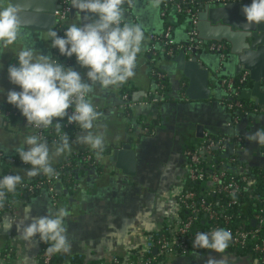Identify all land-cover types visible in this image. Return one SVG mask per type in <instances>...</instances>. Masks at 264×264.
Returning <instances> with one entry per match:
<instances>
[{
	"label": "crops",
	"instance_id": "crops-1",
	"mask_svg": "<svg viewBox=\"0 0 264 264\" xmlns=\"http://www.w3.org/2000/svg\"><path fill=\"white\" fill-rule=\"evenodd\" d=\"M151 2L135 0L136 7L126 11L130 22L140 23L145 28V50L138 57L136 76L116 91L96 88L94 103L103 113L97 123L101 130L107 127V143L102 157L97 158L94 154L90 163L81 162L70 176L56 184L54 195L39 191L14 198L0 220V264H39L41 241L38 237L26 241L20 233L33 218L60 207L68 212L66 224L72 249L69 253H57L55 264H103L115 256L124 261L132 259L138 250L144 249L147 237L172 226L179 217L178 200L188 181L186 152L199 145L205 136L230 138L239 135L244 141L241 160L247 167L261 166L264 162L262 147L246 139L248 134L264 127V114L247 111L240 118L232 117L226 93L218 81L221 76L238 77L229 44L222 57L197 51L200 65L208 71L209 97L187 101L182 92V84H187L182 74L168 59L170 56L156 57L152 53L154 41L150 37H160L169 27L176 48L185 50L191 22L176 17L171 10L169 15L166 12L163 15L164 3L158 0L159 6L151 8ZM138 9L143 10L142 14ZM75 14L68 17L66 26L74 22ZM26 29L32 33L38 50L57 56L55 49L51 48V41L40 39L46 31ZM14 49L18 51L17 46L0 51V89H4L0 94V105L7 103L9 90H20L8 79L7 69L16 63ZM64 66L75 68L86 80V69L76 64L75 57L71 64ZM159 76L166 80L169 91L155 102L153 97L161 83ZM251 87L243 88L241 93ZM245 101L254 104L253 98ZM5 119L0 114V150L18 155L15 148L21 139L16 131L23 136L33 131L20 119L15 125ZM198 128L203 130L202 138L197 137ZM81 134L82 130L77 127L75 134L69 137L72 151L55 158L53 167L61 165L72 154L91 150L76 143ZM5 140L13 143L5 144ZM124 144L134 151L135 167L131 175L116 166L118 161L113 155V150ZM49 145L54 148L55 143ZM29 167L20 161L14 173L23 175L28 181L30 178L21 170L27 171ZM29 205L33 209L30 217L23 212ZM210 262L259 264L251 256L239 257L227 250L221 253L213 249L176 255L169 264Z\"/></svg>",
	"mask_w": 264,
	"mask_h": 264
},
{
	"label": "clouds",
	"instance_id": "clouds-1",
	"mask_svg": "<svg viewBox=\"0 0 264 264\" xmlns=\"http://www.w3.org/2000/svg\"><path fill=\"white\" fill-rule=\"evenodd\" d=\"M70 5L76 10L75 20L63 29V36L49 28L40 39L51 41V48L57 49L60 56L75 57L76 64L86 69V80L75 68L65 67L51 54L36 48L21 16L26 11L40 15L43 8H32L31 0H0V51L18 47V51H13L16 63L11 64L7 72L10 83L20 90H9L6 102L19 110L31 129L54 127L58 136L53 148L33 132L24 136L15 148L23 164L30 166L27 171L21 170L29 178L58 175L53 167L54 159L72 151V142L59 122L65 118L68 125L82 130L76 143L90 148L97 158L102 157L107 127L101 130L97 123L103 113L94 103L96 88L116 91L125 85L136 76L138 57L145 50L144 26L126 18L127 9L136 7L135 0H70ZM158 6V0H152L150 7ZM138 12L142 14L143 10L138 9ZM242 12L249 26L264 24V0H251L243 6ZM3 92L4 89H0V94ZM246 139L264 147V127L248 134ZM24 182V176L19 173L0 175V206L6 202L7 195L14 194L17 186ZM32 211L31 205L23 209L29 217ZM67 216L64 207L49 209L47 214L33 218L24 226L20 235L26 241L38 237L48 245L49 254L69 253L72 240ZM231 239L232 233L227 229L199 232L193 247L222 253Z\"/></svg>",
	"mask_w": 264,
	"mask_h": 264
},
{
	"label": "built area",
	"instance_id": "built-area-1",
	"mask_svg": "<svg viewBox=\"0 0 264 264\" xmlns=\"http://www.w3.org/2000/svg\"><path fill=\"white\" fill-rule=\"evenodd\" d=\"M164 3L163 15L169 10V6L172 7L175 14H185L188 20L191 22L188 32V45L184 51L189 55L192 51H207L212 54L223 56L227 50L224 44L220 42L203 41L198 38L197 29L195 27L198 21V12L194 10L195 5H226L230 2H243L246 0H162ZM59 9L54 13L56 19L55 29H59V34L63 36V26L69 17L70 12V0H57ZM154 41L161 43V51L165 52L167 56L175 55L179 49L176 48L172 38L170 28L167 27L164 34L160 37H150ZM152 45L151 51L154 55L157 54L155 47ZM181 51V50H180ZM57 56L59 54L57 53ZM162 80L163 77H160ZM249 81V74L242 72L238 77L223 78L220 82L224 89L229 101L227 107L231 110H242L243 104L239 100V96L243 87ZM250 82V81H249ZM157 94L153 97V101L157 102L163 95L164 84L159 83L157 85ZM186 89L185 83L182 84V92ZM184 97V96H183ZM185 98V97H184ZM16 107L11 106V110ZM264 111V109H260ZM256 108L252 109L253 113H259ZM19 111L15 110L14 117L21 120L22 124L31 129L27 125L26 120L22 121V116H19ZM10 111L5 112L2 116L6 119L9 118ZM71 114V109H69ZM73 125L65 124L66 128H70ZM48 129H31L43 138V133ZM227 143L233 145V153L227 159L233 161L232 156L236 153H241L244 150V141L239 135L233 137H211L205 136L202 142L195 146L193 149L189 148L186 152L187 163L185 165V171L187 180L191 182L201 183L202 193L204 195L212 194L213 196L220 195H235L240 190V184L234 179L226 180L225 172L223 170H216L214 163L215 159L213 152H217L222 158L227 149ZM262 156L264 158V147H262ZM80 161L83 163H90L92 157L89 154H82L79 156ZM264 163H262L263 165ZM219 166H223V162L217 163ZM261 165V166H262ZM70 164L64 163L56 169L58 175L56 177L43 176L37 179L34 183H23L19 185V195L21 194H33L39 191H46L51 195L55 194V186L60 182L59 174ZM264 167V165H263ZM244 180V179H243ZM179 203L184 207L185 212L188 213L183 219L178 217L172 226L159 231L158 233L147 237L145 247L143 250H138L134 257L130 260L124 261L118 257H112L103 264H169V262L176 255H185L190 250V245L193 244L195 235L199 232H212L215 229H227L232 233V239L229 246L232 248L245 249L249 247L251 241L256 239L260 232L264 231V199L258 204V211L254 219L252 220L253 227H239L231 225V217L224 214L227 211L226 206L219 201L210 202L204 197H198L193 191H185L179 196ZM234 202L229 203V205ZM228 205V206H229ZM4 206H0V211ZM9 209V207H7ZM222 214H224L222 216ZM222 219L219 221L220 216ZM201 222L207 226L206 229L194 228V226ZM252 250L259 254L260 263L264 264V238H261L258 242L252 245ZM155 251V252H154ZM42 264H50L53 254H49L47 251L42 250L40 253Z\"/></svg>",
	"mask_w": 264,
	"mask_h": 264
},
{
	"label": "water",
	"instance_id": "water-1",
	"mask_svg": "<svg viewBox=\"0 0 264 264\" xmlns=\"http://www.w3.org/2000/svg\"><path fill=\"white\" fill-rule=\"evenodd\" d=\"M250 3L251 0L230 2L222 6L201 4L196 29L200 40L229 44L236 75L247 72L252 83L251 90L243 91L240 98L243 100L253 98L254 105L264 109V24L249 26L245 22L242 8ZM31 6L43 8L44 11L40 15L26 11L21 16L25 27L47 32L49 28L56 26L54 13L59 9L57 0H31ZM75 12L76 10L70 7L69 17H73ZM168 59L175 63L177 71L187 83L184 91L185 99L187 101L208 99L209 75L200 65L197 51H192L189 55L181 50ZM202 134L203 130L198 128L197 137L202 138ZM232 150L233 145L227 143L223 157H230ZM113 155L118 161L116 166L125 174L131 175L135 167V156L130 146L124 144L121 148L114 149Z\"/></svg>",
	"mask_w": 264,
	"mask_h": 264
},
{
	"label": "trees",
	"instance_id": "trees-1",
	"mask_svg": "<svg viewBox=\"0 0 264 264\" xmlns=\"http://www.w3.org/2000/svg\"><path fill=\"white\" fill-rule=\"evenodd\" d=\"M160 1L163 2L162 0H160ZM170 10L173 12V9L171 6H169V10L167 11V15L170 14L169 13ZM194 10L199 13V11H200L199 5H195ZM175 15H176V17H181L183 19L188 20V17L185 14H175ZM65 27H66V25L63 26L62 28L64 29ZM195 27H196V25H195ZM56 30L58 32H60L59 29L56 28ZM220 43L224 44L225 47H228V44L226 42H220ZM153 46L155 47L156 52H157L156 57L166 56L165 52L161 51V43L156 42ZM54 53H55V55L57 53L59 54L57 49L54 50ZM54 58L58 59L63 65L66 63L71 64L73 62V57L67 58V57H63V56L59 55V56H55ZM223 78H224V76L219 77L218 81L220 82L221 79H223ZM160 81H161V83H164L163 95L165 97L167 95V92L169 91L168 84H167L165 79L160 80ZM243 87H246V88L249 87L250 88L251 82L248 81ZM239 100L243 104L244 108L242 110H237V109L231 110L232 117L240 118V116L242 114H244V112L252 111V109H254V108H256L257 110L260 111V107L255 106L254 104L250 103L249 101H245V100L241 99L240 96H239ZM228 101H229V99L226 96V102H228ZM11 106L12 105H10L8 103L0 105V114L3 115L5 112L10 111V114H9L10 117L5 119V120L9 121L11 125H15L18 121V118L14 117L13 113L15 112V110H18V109L15 108L14 110H11ZM259 113L264 114V111H260ZM19 116H22L21 113H19ZM23 120H25V118L22 116V121ZM55 122L56 121L54 120V123ZM59 122L64 126L63 131L66 132L67 135L71 138L72 135L75 134L78 126L73 125L70 128H66L65 124L67 122V118H65L64 120H60ZM43 138L46 139L49 144L56 143L58 140V136H57V133H56L54 127L50 128L47 132H44ZM194 147L195 146H192L191 148L193 149ZM82 154H89L92 157V161L94 160V152L92 150L81 151V152H77L75 154L70 155L69 157H67V159H65L62 162V164L68 162L70 164V166L67 167L65 170H63L62 172H60V174H59L60 182H63L68 176H70V172L74 168L79 167V164L81 163L79 156ZM240 154L241 153H236L235 155H233L232 156L233 161H231L227 158H222L217 152H213V156L215 159L214 163L216 164L215 169L216 170H223L225 172L226 180L234 179L235 181H238V183L240 184V190L238 193H236L235 195H220V196H213L212 194L204 195L202 193L201 183H196V182H191V181H187V185H186L183 192L193 191L196 193V195L198 197H204L207 201H210V202H215L216 200L219 201L221 204L226 206L227 211L224 214L231 217V225L232 226H239V227L243 226V227L251 228V227H253L252 220L254 219V217L256 216L257 211H258V209H257L258 204L262 199H264V167H263L264 164L262 166L247 167L246 163H244L241 160ZM20 161L21 160H20L18 155L8 154V153H5L4 151L0 150V175L9 174V173L15 174L14 168L19 164ZM219 162H223V166L217 165V163H219ZM61 165L54 167L55 170L58 169L59 166H61ZM43 176H45V175H40V176H37L34 178H30L28 181H25L24 183H34L37 179H40ZM16 196H19V185L17 186V190L14 194H8L7 195L6 202L3 205L4 207L0 211V220H1L2 215L5 213V211L8 210L7 207H9V208L11 207V203L13 202V200ZM231 202H234V204L229 205V203H231ZM224 214H222V216ZM187 215H188V213L185 212L184 207L182 205H180L179 217L183 219ZM219 216H220V218H219V221H220L222 219V217H221V215H219ZM167 228H169V227L166 226L163 229H161V231L162 230L164 231ZM194 228L206 229L207 226L199 221L194 226ZM261 238H264V231L263 230L260 232V235L256 239H253L251 241V244L249 245V247H247L245 249H239V248L236 249V248H232L231 246H228V248L226 250L234 253L236 256H239V257L251 256L253 259L257 260V262L259 264H261L259 254L252 250V245L254 243L258 242ZM40 245H41V251L42 250L46 251L48 245L44 244L42 242L40 243ZM189 251L201 252L202 249L201 248H195V247H193V244H191ZM178 256H182V255L179 254ZM57 259H58L57 254H53V258H52L50 264H55ZM39 264H42L41 258L39 259Z\"/></svg>",
	"mask_w": 264,
	"mask_h": 264
},
{
	"label": "rangeland",
	"instance_id": "rangeland-1",
	"mask_svg": "<svg viewBox=\"0 0 264 264\" xmlns=\"http://www.w3.org/2000/svg\"><path fill=\"white\" fill-rule=\"evenodd\" d=\"M16 134L19 136V138L21 139V141L23 140V138H24V136L20 133V131H16ZM10 141H13L14 142V140H10ZM10 141H8V140H5V144H10V143H13V142H10ZM3 151V150H2ZM5 153H8V152H6V151H4ZM8 154H13V153H8Z\"/></svg>",
	"mask_w": 264,
	"mask_h": 264
}]
</instances>
